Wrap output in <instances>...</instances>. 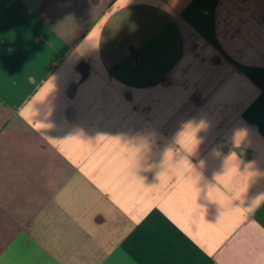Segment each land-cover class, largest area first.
<instances>
[{"label":"crops","instance_id":"obj_1","mask_svg":"<svg viewBox=\"0 0 264 264\" xmlns=\"http://www.w3.org/2000/svg\"><path fill=\"white\" fill-rule=\"evenodd\" d=\"M0 264H264V0H0Z\"/></svg>","mask_w":264,"mask_h":264}]
</instances>
